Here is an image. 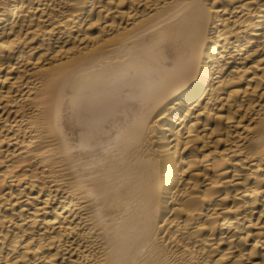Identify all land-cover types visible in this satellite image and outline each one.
I'll return each instance as SVG.
<instances>
[{
  "label": "bare ground",
  "instance_id": "obj_1",
  "mask_svg": "<svg viewBox=\"0 0 264 264\" xmlns=\"http://www.w3.org/2000/svg\"><path fill=\"white\" fill-rule=\"evenodd\" d=\"M0 264H264V0H0Z\"/></svg>",
  "mask_w": 264,
  "mask_h": 264
}]
</instances>
